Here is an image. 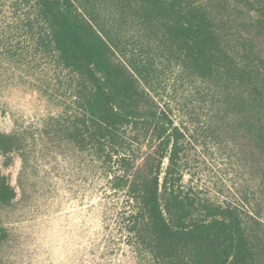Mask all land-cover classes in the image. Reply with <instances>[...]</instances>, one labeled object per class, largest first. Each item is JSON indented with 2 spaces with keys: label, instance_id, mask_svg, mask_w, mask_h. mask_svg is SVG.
<instances>
[{
  "label": "trees",
  "instance_id": "trees-1",
  "mask_svg": "<svg viewBox=\"0 0 264 264\" xmlns=\"http://www.w3.org/2000/svg\"><path fill=\"white\" fill-rule=\"evenodd\" d=\"M25 2L33 49L76 76L74 110L40 134L57 125L60 141L102 160L127 196L136 248L151 264H264V0ZM26 133L0 132L2 163L35 141ZM198 136L243 163L237 200L184 183ZM16 196L0 169V206Z\"/></svg>",
  "mask_w": 264,
  "mask_h": 264
},
{
  "label": "rangeland",
  "instance_id": "rangeland-1",
  "mask_svg": "<svg viewBox=\"0 0 264 264\" xmlns=\"http://www.w3.org/2000/svg\"><path fill=\"white\" fill-rule=\"evenodd\" d=\"M31 9L25 0H0V132L35 138L23 155L5 164L0 157L17 192L0 206V264H151L125 229L130 205L102 160L60 141L57 125L40 134L48 117L74 110L76 76L33 49L23 28ZM258 42L264 53V36ZM193 92L179 87L180 96ZM180 106L186 116L198 107ZM187 161L183 181L200 196L235 201L249 187L239 157L208 138L190 144Z\"/></svg>",
  "mask_w": 264,
  "mask_h": 264
},
{
  "label": "built area",
  "instance_id": "built-area-1",
  "mask_svg": "<svg viewBox=\"0 0 264 264\" xmlns=\"http://www.w3.org/2000/svg\"><path fill=\"white\" fill-rule=\"evenodd\" d=\"M74 98H75V96H74Z\"/></svg>",
  "mask_w": 264,
  "mask_h": 264
}]
</instances>
